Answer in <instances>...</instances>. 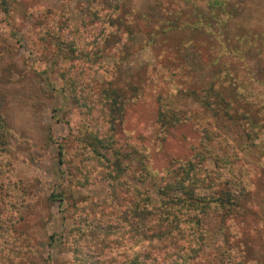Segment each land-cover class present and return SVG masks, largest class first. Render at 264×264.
I'll return each mask as SVG.
<instances>
[{
	"label": "rangeland",
	"instance_id": "rangeland-1",
	"mask_svg": "<svg viewBox=\"0 0 264 264\" xmlns=\"http://www.w3.org/2000/svg\"><path fill=\"white\" fill-rule=\"evenodd\" d=\"M84 1L0 0V264H132L131 243L117 245L111 236L101 243L100 237L87 234L91 227L102 224L100 213H105L107 206H98V201L107 200L109 189L104 175L111 168L101 156H92L81 137L97 130L95 135L99 138V132L107 126L100 112L104 109L99 98L104 94L98 96V89L107 83L118 87L126 81L133 84L139 66H153L152 53L144 47L142 37L134 35L128 38V50L99 43L95 45L100 48L99 55L91 53L92 62H80L75 58H79L82 44H87L84 51L91 49L92 37L85 28L66 37L67 42L73 43L68 49L54 46L53 39L48 43L45 34L56 32L57 27L64 30L63 24L78 23ZM115 1L119 0L96 3L106 6ZM123 1L135 10H145L147 5L160 0ZM173 1L162 0L157 7L166 13L175 9ZM230 1L249 7L259 16L257 22L261 25L245 24V35L254 36V43L264 45V0ZM235 22L245 20L238 14ZM179 39L182 44L187 37L173 35L168 43ZM44 46L55 52L57 69H44ZM190 57L193 56L184 55L187 64L200 76L199 66L190 62ZM62 58L66 63L60 61ZM232 60L235 90L243 88L247 100L254 105L252 110L258 109V121L250 131V139L240 138L234 127L228 132L237 152V157L231 158L232 173L245 195L241 209L225 222H206L196 264H264V67L239 57ZM177 66L152 67L159 71L148 75L152 80H145L141 98H130L133 100L124 105L121 124L113 127L112 140L120 154L121 167L127 165L130 169L125 172L128 185L133 183L128 177L137 158L151 173L160 175L188 160L198 147L200 129L208 115L191 99L173 98L176 85L189 80L185 70ZM77 70L83 75L75 93L78 95L80 85L87 88L96 100L91 112L80 107V101L73 104L64 92L66 77ZM128 77L130 81L126 80ZM160 89L170 97L166 102H183L182 110L190 116L165 135L155 123L153 94ZM217 129L222 131L220 125ZM59 145L63 152L61 162L57 156ZM102 145L96 143L97 152L112 161L110 152ZM243 145L247 149L239 153L237 149ZM119 180L123 189H130L124 178ZM62 192L60 206L50 195ZM213 257L216 259L212 260Z\"/></svg>",
	"mask_w": 264,
	"mask_h": 264
},
{
	"label": "trees",
	"instance_id": "trees-1",
	"mask_svg": "<svg viewBox=\"0 0 264 264\" xmlns=\"http://www.w3.org/2000/svg\"><path fill=\"white\" fill-rule=\"evenodd\" d=\"M160 1L147 5L145 10H135L123 0L106 6L96 3L97 0H85L82 17L77 24H63L64 30L57 27L56 32L45 35L48 43L53 39L54 46L68 49L73 43L67 42L66 37L81 28L87 29L92 37L91 49L84 51L87 44H82L78 50L79 58H75L80 62L90 61L92 55L98 54L100 48L95 45L99 43L103 47L119 46L126 51L129 37H142L144 47L152 53L153 66H139L133 84L126 81L125 85L118 87L107 83L104 88H99L97 95L104 94L99 98L103 101L104 109L100 111L103 113L101 118L107 126L99 132V138L95 135L97 130L81 137L82 141L86 140L84 146L92 156H101L111 168L104 175L109 189L107 200L98 201V206H107L106 212L100 213L102 224L94 225L87 234L89 237H100L101 243L108 236L117 245L131 243L134 247L132 264H196L202 251L206 222H225L243 204L244 188L232 173V161L237 157V152L228 132L234 127L240 132V138L250 139V131L258 121V109L255 112L252 110L254 105L247 100L243 88L235 90L231 75L234 70L232 59L239 57L264 67V45L254 43V36L245 35V24L258 26L262 22H257L259 16L249 7L232 4L230 0H199L201 3L197 0H174L175 9L166 13L157 7ZM238 14L245 22H235ZM173 35L180 38L186 36L187 40L179 44V39L170 44L168 39ZM44 47L41 59L44 69H57L55 52ZM185 54L195 57L197 62L193 57H190V62L199 66L200 73L197 74L200 76L196 75L192 65L187 64ZM60 61L66 63L65 58ZM177 64L176 68L185 70L189 80L181 83L180 87L176 85L173 98L191 99L208 115L205 126L200 129L198 147L188 160L167 168L160 175L151 173L142 159L137 158L130 171L132 175L128 177L133 183L128 185L125 172L128 173L130 169L127 165L121 167L120 154L112 140L113 127L121 124L124 105L143 95L145 80H152L148 77L155 70L152 67L162 69L166 65L171 67ZM82 75L77 70L66 77L64 92L73 104L80 101V107L91 112L95 109L96 100L91 98L87 88L83 89L80 85L78 95L75 93ZM132 96L135 97L130 99ZM153 96L156 104L155 123L163 135L170 128L190 119L187 111L182 110L183 102L167 103L170 97L161 89ZM218 125L223 132L217 129ZM96 143L103 144L113 157L112 161L97 152ZM57 147L58 162H61L62 146ZM246 147L243 145L237 150L241 153ZM100 166L107 169L103 163ZM119 177L127 179L124 183L130 189H123L124 184ZM63 196L62 192L51 194L50 198L57 200L61 206Z\"/></svg>",
	"mask_w": 264,
	"mask_h": 264
}]
</instances>
